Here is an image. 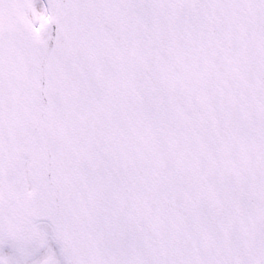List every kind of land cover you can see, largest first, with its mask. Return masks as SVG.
I'll use <instances>...</instances> for the list:
<instances>
[{
    "label": "snow or ice",
    "instance_id": "obj_1",
    "mask_svg": "<svg viewBox=\"0 0 264 264\" xmlns=\"http://www.w3.org/2000/svg\"><path fill=\"white\" fill-rule=\"evenodd\" d=\"M0 264H264V0H0Z\"/></svg>",
    "mask_w": 264,
    "mask_h": 264
}]
</instances>
